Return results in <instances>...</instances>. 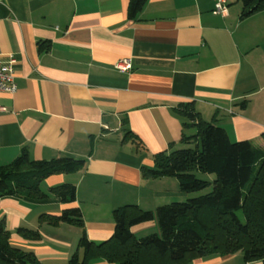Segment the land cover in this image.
Here are the masks:
<instances>
[{
  "label": "crops",
  "instance_id": "1",
  "mask_svg": "<svg viewBox=\"0 0 264 264\" xmlns=\"http://www.w3.org/2000/svg\"><path fill=\"white\" fill-rule=\"evenodd\" d=\"M129 0H0V55L16 58L14 93L0 92V166L23 150L34 160L85 161L76 173H54L43 191L72 183L76 200L0 197V220L12 244L44 264H62L113 233V209L144 210L182 201L175 177L145 178L154 155L188 145L196 125L183 115L222 127L231 141L264 149V9L241 18L240 0L227 15L212 0H146L136 19ZM130 59L121 72L118 61ZM196 122V121H194ZM129 132V134H127ZM78 206L83 229L50 225L39 215ZM37 228L38 240L17 229ZM138 237L157 232L154 220L133 226ZM245 263L242 254H215L189 264ZM87 264H115L98 258Z\"/></svg>",
  "mask_w": 264,
  "mask_h": 264
},
{
  "label": "trees",
  "instance_id": "2",
  "mask_svg": "<svg viewBox=\"0 0 264 264\" xmlns=\"http://www.w3.org/2000/svg\"><path fill=\"white\" fill-rule=\"evenodd\" d=\"M146 0H129L128 15L136 19ZM241 18L264 9V0H240ZM183 115L196 125L194 135L185 136V147L159 152L153 166H142L145 178L175 177L181 192L207 193L186 200L144 210L125 204L112 211L114 230L104 241L93 242L83 229L78 206H69L57 215L43 213L39 222L50 225L73 224L83 230L78 251L62 264H87L102 258L115 264H189L194 259L215 254L241 253L245 263L264 264V149L248 140L231 141L225 130L199 118L190 105H181ZM196 121V122H194ZM129 134V132H127ZM85 161L62 156L34 160L26 150L9 164L0 166V197L5 195L41 200L57 196L64 204L76 200V186L62 183L41 188L42 180L54 173H76ZM213 175L212 180L196 177V172ZM154 220L157 232L137 236L131 228ZM27 240H38L37 228L20 227ZM0 264H44L32 251L11 243L10 232L0 220Z\"/></svg>",
  "mask_w": 264,
  "mask_h": 264
},
{
  "label": "built area",
  "instance_id": "3",
  "mask_svg": "<svg viewBox=\"0 0 264 264\" xmlns=\"http://www.w3.org/2000/svg\"><path fill=\"white\" fill-rule=\"evenodd\" d=\"M212 12L220 15H227L228 0H212ZM16 58L10 55L3 59L0 55V92L14 93L16 90V83L14 80V66ZM115 68L121 72H126L131 69L130 59H123L116 63ZM5 107L0 105V112L4 111Z\"/></svg>",
  "mask_w": 264,
  "mask_h": 264
},
{
  "label": "rangeland",
  "instance_id": "4",
  "mask_svg": "<svg viewBox=\"0 0 264 264\" xmlns=\"http://www.w3.org/2000/svg\"><path fill=\"white\" fill-rule=\"evenodd\" d=\"M185 146H187V145H183L182 147H185ZM195 174H196V177L201 178V179H207V180L213 179V175H211V174H203V173L198 172V171ZM209 190H210V187L203 190V191H200V192L188 193L187 197L183 200H186L188 197L197 196V195L207 193Z\"/></svg>",
  "mask_w": 264,
  "mask_h": 264
}]
</instances>
